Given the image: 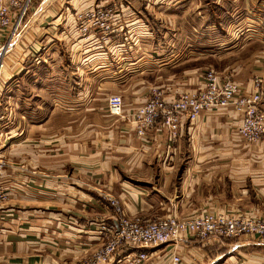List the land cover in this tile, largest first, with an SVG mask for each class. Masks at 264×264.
Segmentation results:
<instances>
[{
    "label": "crops",
    "instance_id": "obj_1",
    "mask_svg": "<svg viewBox=\"0 0 264 264\" xmlns=\"http://www.w3.org/2000/svg\"><path fill=\"white\" fill-rule=\"evenodd\" d=\"M92 1L35 0L27 26L2 56L0 155L9 161L3 174L9 198L0 205V264H78L101 244L97 223L116 221L112 199L125 215L148 219L264 215V135L251 144L239 139L241 114L233 105L183 119L174 142L158 124L139 137L130 119L152 84L169 94L202 84L205 66L176 73L177 64L162 58L168 50L145 47L170 38L160 27L174 29L187 14L182 8L200 1L119 0L111 41L85 44L75 15ZM166 9L172 18L163 24L158 14ZM253 38L261 47L240 51L245 56L224 69L249 89L256 75L264 81V33ZM5 40L0 34V47ZM144 55L154 59L141 61ZM51 83L55 95L46 96ZM111 95L123 100L120 115L108 110ZM170 249L149 248L146 264H171ZM179 252L181 264H264V239H191ZM121 254L110 264H119Z\"/></svg>",
    "mask_w": 264,
    "mask_h": 264
},
{
    "label": "built area",
    "instance_id": "obj_2",
    "mask_svg": "<svg viewBox=\"0 0 264 264\" xmlns=\"http://www.w3.org/2000/svg\"><path fill=\"white\" fill-rule=\"evenodd\" d=\"M35 0H0V34L5 43L0 47L2 57L20 37L27 26V15ZM113 5V6H112ZM113 1H92L75 15L76 31L85 44L108 43L118 24L119 10ZM5 66L0 58V88ZM264 82L255 77L250 89L236 82L231 73H218L206 69L202 73V84L192 90L169 94L163 87H153L144 102L130 115L134 130L139 137L146 136L156 124L165 129L171 142L179 135L183 119L195 121L202 113L218 111L233 105L241 114V123L236 131L239 139L256 143L264 135ZM111 114L120 115L123 100L111 95L107 100ZM8 162L0 155V205L9 198L3 183V174ZM116 221H100L95 232L101 246L86 260L78 264H110L121 251L119 264H146L149 248L171 245V264H181L179 246L185 240L216 243L228 239L244 238L250 241L264 239V215L253 211L220 213L207 211L191 217L168 216L161 219L128 217L117 200L112 199Z\"/></svg>",
    "mask_w": 264,
    "mask_h": 264
},
{
    "label": "rangeland",
    "instance_id": "obj_3",
    "mask_svg": "<svg viewBox=\"0 0 264 264\" xmlns=\"http://www.w3.org/2000/svg\"><path fill=\"white\" fill-rule=\"evenodd\" d=\"M93 1L97 2L98 0ZM108 1H113L118 7L119 0ZM199 1L200 4L196 2V5H199L197 7L190 8L187 6V8H182V10L186 11L187 14L184 17L185 19L177 24L174 29H172V27L169 28V23H167L169 21L168 19L172 18V16L169 14L171 9H166L165 13H161V15L158 14V19L161 20L163 24L167 23L166 28L160 27V29H164L163 31H168L172 35L170 38L166 39L159 40L157 38L154 45L149 41L148 45L145 44V47L148 48L149 51L151 49H156L158 46L162 47V49L168 50V52L165 53L169 54L170 56H163L162 58L165 60L168 58L172 63L174 62L177 64L176 66L178 67L175 68L176 73L200 66H205L201 72L205 71L206 69H213L218 73H231V71L227 72L224 71V69H230L232 63L235 60H237L239 57L245 56L243 53L240 54V51H247V49H251L253 47L257 48L258 46L261 47L262 45L261 42L253 37L254 34L256 37H258L260 36V33H264V0ZM247 34H250L251 36L245 39V37L248 36ZM217 49L219 51L218 55L215 54ZM148 57L149 56L144 55L139 59L142 61ZM139 59L135 60V58H133L132 61L135 64ZM149 59L152 60L154 58L152 56L149 57ZM132 61L129 60L128 62ZM145 67H148L149 69L152 68L151 65ZM145 70L146 71H144L142 75H144L148 80L152 81L153 77L151 72H148L147 68H145ZM133 71H135V69H133ZM65 75L67 74L64 73L63 76ZM140 76L141 75H134V77ZM256 76L263 80L261 75ZM70 78L71 77L68 75L65 77V80ZM200 79L202 80V73L200 75ZM201 80L198 83H201ZM54 84L55 83L49 84L45 93L46 96L49 95L50 92L51 95H55L56 89H54ZM153 87L157 86L152 84L149 87L148 92ZM12 93L13 91L11 94ZM4 160L9 163L7 158L4 157ZM128 217H140L142 219H148L138 215ZM161 218L164 217L150 219L152 220ZM101 245L102 244H100L96 249H98ZM94 251L81 261L88 259L94 253Z\"/></svg>",
    "mask_w": 264,
    "mask_h": 264
}]
</instances>
